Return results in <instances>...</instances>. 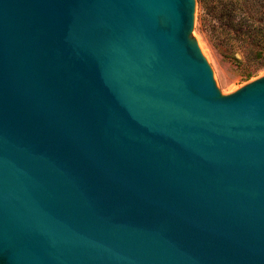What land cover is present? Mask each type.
Wrapping results in <instances>:
<instances>
[{
	"label": "water",
	"instance_id": "95a60500",
	"mask_svg": "<svg viewBox=\"0 0 264 264\" xmlns=\"http://www.w3.org/2000/svg\"><path fill=\"white\" fill-rule=\"evenodd\" d=\"M196 0H0V264H264V76L223 95Z\"/></svg>",
	"mask_w": 264,
	"mask_h": 264
},
{
	"label": "rangeland",
	"instance_id": "374dc122",
	"mask_svg": "<svg viewBox=\"0 0 264 264\" xmlns=\"http://www.w3.org/2000/svg\"><path fill=\"white\" fill-rule=\"evenodd\" d=\"M222 2L225 0H196L193 36L213 69L218 88L227 95L264 76V69L246 78L259 66L258 48L250 38L241 35L242 17L233 9L222 12L218 8ZM233 57L243 63L234 64Z\"/></svg>",
	"mask_w": 264,
	"mask_h": 264
},
{
	"label": "trees",
	"instance_id": "16d2710c",
	"mask_svg": "<svg viewBox=\"0 0 264 264\" xmlns=\"http://www.w3.org/2000/svg\"><path fill=\"white\" fill-rule=\"evenodd\" d=\"M218 8L222 12L233 9L240 15L242 17L241 35L250 38L255 47L258 48L259 66L246 75V78L249 79L264 69V0H225ZM233 63L241 65L243 61L233 57Z\"/></svg>",
	"mask_w": 264,
	"mask_h": 264
}]
</instances>
